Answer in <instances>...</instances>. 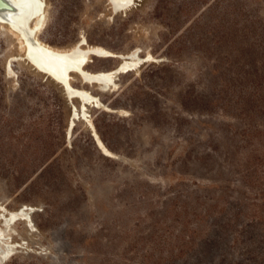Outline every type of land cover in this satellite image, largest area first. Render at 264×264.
<instances>
[{"label": "rangeland", "instance_id": "obj_1", "mask_svg": "<svg viewBox=\"0 0 264 264\" xmlns=\"http://www.w3.org/2000/svg\"><path fill=\"white\" fill-rule=\"evenodd\" d=\"M46 8L39 37L55 48L85 36L152 58L107 89L74 73L73 84L101 104L69 134L62 85L0 25V202L8 211L34 206L0 264H264V133L255 126L264 116L244 130L249 116L233 95L228 106L214 100L225 66L238 69V42L264 41V0H136L125 10L110 0H47ZM119 62L92 55L85 68Z\"/></svg>", "mask_w": 264, "mask_h": 264}, {"label": "bare ground", "instance_id": "obj_2", "mask_svg": "<svg viewBox=\"0 0 264 264\" xmlns=\"http://www.w3.org/2000/svg\"><path fill=\"white\" fill-rule=\"evenodd\" d=\"M47 1V0H46ZM45 0H40L42 6L44 5V11L41 12L32 22V27L41 24L38 33L41 32L47 17V3ZM136 0H110L111 4L113 5V9L115 10H125L129 6L132 5L133 2ZM3 24V23H2ZM1 25V24H0ZM12 28V27H11ZM13 29V28H12ZM14 30V29H13ZM17 32V31H16ZM21 37V34H19ZM23 41V45L25 46V54L29 51V45L25 42L23 37H21ZM36 40V41H35ZM36 46L43 52V55L40 53L35 55H30L28 53V57L30 62L35 65L40 71H48L52 69L54 75L57 77H62L63 70L66 68V63H59V61L54 62L53 67L50 68L48 61L50 57H52L55 61V58H68L69 63H80L84 64L85 67L88 61L91 59V56L96 55L100 57H114L117 56L120 58V62L112 69L100 70V71H89L86 68L83 71L84 79L88 82H96L102 86L103 89H107L112 87L116 83L118 67L122 69V72L128 71L139 64V62L143 59L149 60L152 58V54L147 55L145 58H141L138 51H133L128 54H115L112 51L108 50L102 45L96 44H87V43H77L71 48L68 49H59L55 48L45 41H43L38 34L35 37ZM82 40V39H81ZM138 53V56H136ZM63 60V59H62ZM59 63V64H58ZM63 65V67L59 66ZM76 72V70H74ZM80 93L88 99V101L92 102L93 104L99 105L101 101L97 95H94L87 89H82ZM82 110L80 109L79 114L77 116L76 112L73 116V119L70 120V127H69V134L72 133L73 126L77 118H82L87 114V111L81 114ZM94 135L96 136L97 142H99L100 147L108 154H111L110 150L105 146L102 142L101 138L94 131ZM31 205L25 204L20 208L8 211L2 203L0 202V260L5 261L11 256L15 254L16 249L19 247V243L16 241L15 232L13 231L14 226L20 222L27 220V213L31 209ZM29 225V224H27Z\"/></svg>", "mask_w": 264, "mask_h": 264}, {"label": "trees", "instance_id": "obj_3", "mask_svg": "<svg viewBox=\"0 0 264 264\" xmlns=\"http://www.w3.org/2000/svg\"><path fill=\"white\" fill-rule=\"evenodd\" d=\"M237 47L238 69L233 71L230 64L228 67L225 66L224 71H230V74L227 72L228 79L225 81L223 93L214 95V100L222 101L224 106H228L232 94L240 114L249 116V119L243 117L244 130L249 126L251 130L253 126L250 125V117L264 116V41L242 39ZM233 73L236 74V80ZM76 103L79 104L78 100ZM255 126L264 133V122H259ZM260 149L264 158V145ZM260 149H257V152ZM263 158L258 157L262 166Z\"/></svg>", "mask_w": 264, "mask_h": 264}, {"label": "water", "instance_id": "obj_4", "mask_svg": "<svg viewBox=\"0 0 264 264\" xmlns=\"http://www.w3.org/2000/svg\"><path fill=\"white\" fill-rule=\"evenodd\" d=\"M45 3H47V1ZM43 11L44 5L42 6L40 0H0V24L6 23L19 34H21V37H23L25 42L29 45L28 53H30V55H35L38 53L43 55V52L40 51L38 46H36V43H34L36 41V35L38 34L39 36L38 30L40 29L41 24L35 26V28L32 27V22L34 19ZM82 42L89 44V41L85 36H83L82 40L80 41V43ZM28 53L25 54V58L29 60ZM136 56H138V53H136ZM48 59H50L48 61L50 68H54L53 64L57 61H59V63H66V68L63 70L62 77H57L54 75L53 71H51L52 69L44 72L62 85L65 94L72 106L71 119H73L75 112L78 116L80 109L82 110V115L85 113V111L88 112V106L93 103L88 101V99L80 93V91L85 88L75 86L72 82L74 73H78L83 78V80L87 82L84 79L83 74L85 65L80 63H69V59L64 57L55 58V61L51 60L53 59L52 57ZM59 66L63 67V65ZM120 67L121 66L118 67L117 75L122 72ZM74 70H76V72ZM74 99L78 100L79 104H76ZM33 207L34 206L31 207L32 211H34Z\"/></svg>", "mask_w": 264, "mask_h": 264}]
</instances>
